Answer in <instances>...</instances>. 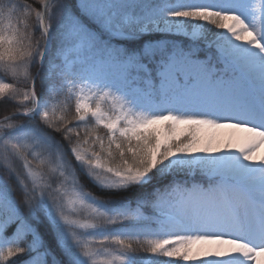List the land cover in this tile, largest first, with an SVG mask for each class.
<instances>
[{
    "label": "snow or ice",
    "instance_id": "obj_1",
    "mask_svg": "<svg viewBox=\"0 0 264 264\" xmlns=\"http://www.w3.org/2000/svg\"><path fill=\"white\" fill-rule=\"evenodd\" d=\"M38 2L0 0V264H264V0Z\"/></svg>",
    "mask_w": 264,
    "mask_h": 264
},
{
    "label": "trees",
    "instance_id": "obj_2",
    "mask_svg": "<svg viewBox=\"0 0 264 264\" xmlns=\"http://www.w3.org/2000/svg\"><path fill=\"white\" fill-rule=\"evenodd\" d=\"M20 2H23V0H20ZM76 0H72V3H75ZM27 3L31 4L34 8H40V4L38 2V0H27ZM30 23L31 24H34L35 23V17L33 15V17L31 18L30 20ZM35 37H38L39 36V31H35ZM31 71L33 73H35L36 71V68L35 67H32L31 68ZM0 76H3L2 73H0ZM3 78L8 81V82H12V83H15V81L12 80L11 77L9 76H3ZM18 87H24L25 85L24 84H18L17 85ZM37 87L39 88V82H37ZM15 105L14 104H0V117H3L5 114H7L8 112L10 111H13L15 109ZM25 117H19L17 119V122H20L22 120H24ZM99 131L103 132L104 130L103 129H100ZM59 138V137H58ZM14 187H16L15 183L13 184ZM88 188L89 190H94L92 189L91 185H88ZM16 191H17V198L20 199L21 198V193H20V190L19 188H16ZM134 206V205H133ZM14 227H10L7 232H6V235H11L12 232L14 231ZM42 231V234L44 235V238L46 241H50L51 240V233L49 231H45L44 229H41ZM31 240V236H27L23 241L20 242V246L21 247H26L29 243V241ZM33 255H35V253H33ZM28 259V256L27 255H24V256H21L16 264H23L24 260Z\"/></svg>",
    "mask_w": 264,
    "mask_h": 264
},
{
    "label": "rangeland",
    "instance_id": "obj_3",
    "mask_svg": "<svg viewBox=\"0 0 264 264\" xmlns=\"http://www.w3.org/2000/svg\"><path fill=\"white\" fill-rule=\"evenodd\" d=\"M198 179V178H197Z\"/></svg>",
    "mask_w": 264,
    "mask_h": 264
}]
</instances>
